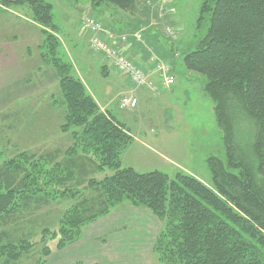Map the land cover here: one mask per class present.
Masks as SVG:
<instances>
[{
	"label": "trees",
	"instance_id": "trees-1",
	"mask_svg": "<svg viewBox=\"0 0 264 264\" xmlns=\"http://www.w3.org/2000/svg\"><path fill=\"white\" fill-rule=\"evenodd\" d=\"M88 2L92 8L105 3L125 12L137 8V0ZM5 4L26 6L46 36L40 57L58 79L61 130L71 145L7 158L0 142V264L24 262L40 245L41 257L32 264H47L50 241L58 240V251L76 244L86 226L123 203L147 209L162 224L152 252L160 264H264V0H202L194 40L182 48L176 29L166 28L176 31L175 37L157 32L166 46L175 43L171 58L162 59L174 75L181 67L207 79L203 92L213 103L227 162L209 159L212 184L182 172L170 177L124 166L123 155L135 139L123 122L102 111L73 63L60 54L53 5L48 0ZM102 70L106 76L108 67ZM158 87L166 90L159 82ZM63 201L72 204L54 229L38 214Z\"/></svg>",
	"mask_w": 264,
	"mask_h": 264
},
{
	"label": "rangeland",
	"instance_id": "rangeland-1",
	"mask_svg": "<svg viewBox=\"0 0 264 264\" xmlns=\"http://www.w3.org/2000/svg\"><path fill=\"white\" fill-rule=\"evenodd\" d=\"M5 1L14 0H0L1 8L9 7ZM48 1L53 5L60 54L73 63L77 76L87 84L88 91L98 101L102 111L110 112L123 122L135 139L123 155V165L142 174L160 171L173 177L182 172L212 184L209 159L218 158L224 165L227 162L222 133L213 113V103L203 92L207 79L178 68L176 82L170 90L157 94L142 92L135 110H122L119 101L121 94L127 90V79L113 68L111 60L101 54H91L87 48L89 39L86 36L83 39L82 31H79L81 13L77 7H86L88 0ZM201 4L202 0H137L134 12H125L105 3L92 8L91 13L98 20L126 33H131L135 25L147 28L146 25L153 24L151 32L174 28L181 33L176 44L181 41L182 48L183 44L194 40ZM12 9L32 17L26 6L24 10ZM4 12L0 10V43L11 45L10 59L16 62L12 63L16 72H10L8 79H3L6 74H1L0 67V142L6 149V157L11 158L22 151L39 154L48 150H65L71 145V140L61 130L64 105L61 104L58 79L53 69L44 65L42 60L38 64L45 49L43 44L46 36L41 33L39 25L27 22L21 17L23 15L7 16ZM155 44L167 50V56L171 58V46H175V43L166 46L165 40L157 37ZM181 48L179 51L184 53L185 50ZM182 61L183 55L177 64ZM167 62L173 63V60ZM3 64L5 66V62ZM37 64L41 65V74L38 76L34 73L33 76L31 71L37 70ZM103 66L108 67L106 76L103 74ZM28 73H31L28 79H17ZM109 103L111 105L106 108ZM103 175L99 176L103 178ZM70 204V201H63L44 209L38 215L44 216L46 224L51 221L55 229L61 213ZM124 204L127 203L122 206ZM23 224L24 221L20 222V226ZM36 239L39 241L40 236ZM57 243L58 240L48 243L51 256L54 255L45 258L47 264H81L77 261L72 263L66 252L72 245L58 251ZM42 246L36 247L24 262L16 264L36 262L41 257ZM141 263L160 264L152 256H144Z\"/></svg>",
	"mask_w": 264,
	"mask_h": 264
},
{
	"label": "crops",
	"instance_id": "crops-1",
	"mask_svg": "<svg viewBox=\"0 0 264 264\" xmlns=\"http://www.w3.org/2000/svg\"><path fill=\"white\" fill-rule=\"evenodd\" d=\"M12 8H20L24 10V6L5 8L0 7V10L2 12L5 11L4 13H6L7 16H10L12 14L23 15L21 17L24 18L27 22L35 24L34 22H32L33 19L30 15L19 14V12H16L17 10H13ZM81 17L82 13L79 17L80 33L82 31ZM114 27L110 30L113 31ZM132 27L134 31L138 29L137 25ZM116 31L120 30L116 29ZM151 31L152 30H150L149 28L146 32L147 34H145L147 45L154 49L155 54L160 59H166V57H168L167 51L161 46H157L155 44L156 38L159 37L157 36V32ZM79 36L78 38H81ZM81 36L83 39L85 38L83 37V31ZM82 38L80 40H82ZM15 40L17 39L15 38ZM10 46L11 45H9V43H0V67H2L1 74H6L3 79H8L10 72H16L14 68H12V63L14 61L10 59ZM127 54L137 65H139L146 71L151 72V66L148 64L150 54L145 48L135 44L131 40L130 44L127 47ZM4 62L5 66L3 64ZM40 63L41 59L40 61H38V64ZM18 64L19 63L17 62V65ZM38 64L37 70L33 69L31 71V73H33V76L34 73H36L38 76L41 74V65ZM179 69L183 70V68L181 67H179ZM176 71L177 70H175V72ZM31 73H28L26 76L22 75L20 77H17V79H28ZM152 77L153 79H155V75H152ZM126 86V92H128L131 89V85L130 83H128V81L126 83ZM142 92L147 91L143 89H138L135 91V93L139 97V101L142 97ZM110 105L111 103L107 104L106 108H109ZM161 228L162 224L153 216L150 211L144 208H134L127 203L119 209L113 211L107 217H104L86 227L83 231L81 240L72 245L70 249L67 248L68 250L66 252L69 253L68 255H70L73 261L72 263L77 261L76 263L81 264H142L141 261L144 256H152L154 243L161 231Z\"/></svg>",
	"mask_w": 264,
	"mask_h": 264
},
{
	"label": "built area",
	"instance_id": "built-area-1",
	"mask_svg": "<svg viewBox=\"0 0 264 264\" xmlns=\"http://www.w3.org/2000/svg\"><path fill=\"white\" fill-rule=\"evenodd\" d=\"M83 27L90 37L91 50L94 53H101L110 59L117 71L127 76L134 87L147 88L151 91H157L159 89L158 86L151 81L150 75L138 68L123 51V48L130 38L128 35H117L112 33L90 13L84 15ZM167 32L175 37V31L168 29ZM132 37L137 43H143V34L141 31L135 33ZM150 65L154 67L161 88L170 89L175 83V77L172 74L171 67L155 56L151 58ZM138 103V99L134 94L129 93L121 99L120 105L122 109L134 110L137 108Z\"/></svg>",
	"mask_w": 264,
	"mask_h": 264
},
{
	"label": "water",
	"instance_id": "water-1",
	"mask_svg": "<svg viewBox=\"0 0 264 264\" xmlns=\"http://www.w3.org/2000/svg\"><path fill=\"white\" fill-rule=\"evenodd\" d=\"M81 11H84V9H81Z\"/></svg>",
	"mask_w": 264,
	"mask_h": 264
}]
</instances>
